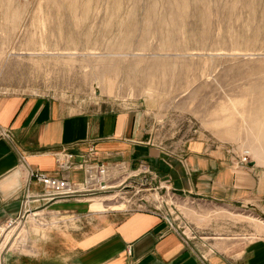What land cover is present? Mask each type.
Wrapping results in <instances>:
<instances>
[{
    "label": "rangeland",
    "instance_id": "374dc122",
    "mask_svg": "<svg viewBox=\"0 0 264 264\" xmlns=\"http://www.w3.org/2000/svg\"><path fill=\"white\" fill-rule=\"evenodd\" d=\"M0 94L44 96L69 111L137 110L148 140L168 153L206 141L264 171V0H0ZM130 175L90 202L158 209L197 252H214L216 238L264 242V202L194 200L152 169L143 182ZM48 203L28 201L2 225L0 264L73 227Z\"/></svg>",
    "mask_w": 264,
    "mask_h": 264
},
{
    "label": "crops",
    "instance_id": "0c3cea01",
    "mask_svg": "<svg viewBox=\"0 0 264 264\" xmlns=\"http://www.w3.org/2000/svg\"><path fill=\"white\" fill-rule=\"evenodd\" d=\"M0 128L10 133L0 135V228L20 215L26 189L45 191L38 181L26 186L28 167L82 183L84 170L59 169L56 155L66 151L80 161L91 146L100 162L120 165L124 173L149 164L153 174L169 177L174 190L194 200L249 208L264 202V171L252 161L239 165L226 148L200 140L188 142L183 156L168 153L148 140V121L137 110L69 111L44 96L0 94ZM90 200L49 202L46 209L73 219V227L30 242L26 255L7 252L1 263L264 264L263 241L228 245V238H216L210 242L214 252H197L161 212L106 210L108 205Z\"/></svg>",
    "mask_w": 264,
    "mask_h": 264
},
{
    "label": "built area",
    "instance_id": "2783aa9c",
    "mask_svg": "<svg viewBox=\"0 0 264 264\" xmlns=\"http://www.w3.org/2000/svg\"><path fill=\"white\" fill-rule=\"evenodd\" d=\"M0 135L4 137H10V133L3 128H0ZM97 155L98 152L93 146H91L86 153L81 155L80 161H76L74 154L68 153L66 151H61L56 155V160L59 169L69 170L71 168H82L84 170L85 179L82 183H74L65 177H53L47 172L28 167L26 186L33 180L38 181L44 184L45 191L38 194H31L29 193L28 189H26L22 197V208L25 207L28 201H43L47 203L54 200L67 199L73 197L94 198L102 193H113L115 189L120 187L123 183L127 182V180H124L122 183H120V185L112 184L111 182L116 180L120 175L126 174L122 172L123 167H119L120 165H115L111 163L100 162L97 159ZM249 163L250 160L247 155H242L239 158V165L245 166ZM149 172H151V168L149 165L140 164L137 170H132L130 172V178L142 175L141 177L139 176L141 179L137 178V180H141V182H143V178L149 179ZM147 209L152 210L154 212H160L158 209H151L147 207L136 208L131 211ZM19 218L20 216L11 219L9 221V225L15 223V221ZM165 218L167 219L170 228L174 229L186 240V237L174 227L173 223L169 221L168 217L165 216Z\"/></svg>",
    "mask_w": 264,
    "mask_h": 264
},
{
    "label": "bare ground",
    "instance_id": "6f19581e",
    "mask_svg": "<svg viewBox=\"0 0 264 264\" xmlns=\"http://www.w3.org/2000/svg\"><path fill=\"white\" fill-rule=\"evenodd\" d=\"M150 13H152V11H151ZM171 17H172V16H171ZM215 125H216V124H215ZM260 133H261V134H264V130L260 131Z\"/></svg>",
    "mask_w": 264,
    "mask_h": 264
}]
</instances>
